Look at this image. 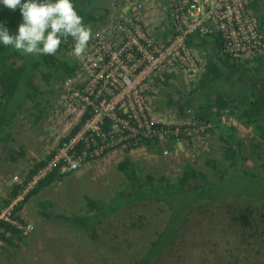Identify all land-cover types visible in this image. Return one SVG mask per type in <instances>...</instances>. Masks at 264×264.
<instances>
[{"label":"rangeland","instance_id":"1","mask_svg":"<svg viewBox=\"0 0 264 264\" xmlns=\"http://www.w3.org/2000/svg\"><path fill=\"white\" fill-rule=\"evenodd\" d=\"M101 1L106 19L102 24L90 27L92 39L101 26L106 25L104 23L110 13L104 6L108 0ZM152 18V22H156L159 17L155 19L152 14ZM150 33L158 35L156 31ZM73 42L65 52L75 56ZM35 83L41 91L46 92L38 95L41 103L37 114L27 106L21 109L8 127L13 143L22 146L23 155L10 159L0 143V198L3 199L8 197L12 183H21L25 178L34 160L43 159L54 150V158L61 157L64 152L67 155L71 153L62 144L72 122L71 114L65 110L60 88L56 87L55 82L45 85L36 79ZM177 85L180 91L184 90ZM152 89L150 112L154 119H193L197 107L186 106L183 114L178 115L174 107L165 103L164 95L169 90L160 84ZM172 94L178 98L180 93L173 91ZM244 126L245 129L239 131L245 156L242 168L247 173H258L264 177V136L256 135L253 125ZM223 142L220 136L210 132L206 140L207 148L199 151L193 160H187L197 180L213 178L205 166L209 158L216 160L217 165L225 170L226 178L232 177L234 168L221 157ZM170 144L168 149H176L177 154L173 152L172 155L154 158L149 154L131 155L112 147L109 155L90 160L74 170L65 168L61 171L64 175L56 177L23 204L18 215L24 223L13 220L21 229L22 237L5 233L8 241L0 240V264H131L163 225L166 219L163 204L136 201L126 205L97 225L94 235L65 216L74 215L77 218L86 213L85 195L106 201L114 191L124 187L126 178L115 167L124 155L130 156L136 163L141 181L146 175L156 179L162 174L175 179L186 162L184 153L187 145L183 139ZM40 173L34 176L26 189L43 175ZM255 181L243 178L231 188L261 193L260 182ZM44 207L48 215H45ZM148 264H264V206L257 200L247 198L192 204L185 211L173 238Z\"/></svg>","mask_w":264,"mask_h":264},{"label":"trees","instance_id":"2","mask_svg":"<svg viewBox=\"0 0 264 264\" xmlns=\"http://www.w3.org/2000/svg\"><path fill=\"white\" fill-rule=\"evenodd\" d=\"M72 2L87 27L90 28L105 21L106 11L101 0H72ZM249 4L256 11L260 26L264 28V0H250ZM91 9L94 13L90 11ZM22 22L19 8L13 11L0 3V24L15 34L18 25ZM167 31L171 32V29L167 28ZM72 40L69 37L62 43L55 55L39 56L25 55L11 46L5 47L0 43V143L10 159L13 160L24 153L22 146H16L13 143L8 129L10 123L21 109L27 106L33 108L37 114L41 103L38 95L46 93L39 89L38 84L35 83L36 79L45 85H50L52 82L60 84L74 73L77 62L65 52ZM185 42L204 52L205 68L199 81L189 91H180L175 76L172 73L165 74L162 83L169 90L164 95L165 103L167 106L174 107L178 115L183 114L186 106L197 107L194 116L200 121L212 124L209 131L223 139L221 157L234 168V173L232 177L226 178L225 170L217 165L216 160L209 158L205 165L213 177L209 180H197L193 176L191 163L186 161L182 164L179 175L173 180L162 174L156 179L146 175L141 181L136 163L127 155L117 161L115 164L117 171L126 178L124 187L114 191L106 201L85 195L86 213L77 218L74 215H67L65 218L76 221L94 235L97 225L126 205L136 201H157L163 204L166 211L163 225L155 232L154 238L150 240L140 256L131 264H148L152 258L156 257L173 238L185 211L192 204L247 198L257 200L264 206V177L258 173H247L242 168L245 160L242 138L236 127L226 126L220 122L219 118L220 110L226 108L229 115L244 124L253 125L256 135L264 136V54L245 61L222 57L219 54L221 42L217 35H200L192 32L186 36ZM173 91L180 93L178 98L173 96ZM89 115V111H85L62 140L67 141L72 137ZM103 128L106 126L104 125ZM169 138L161 142L156 137H139V142L149 152H161L163 147H170L172 138ZM81 147L80 142L75 145L78 150ZM251 147L254 148L255 145L252 144ZM54 154L55 150L43 159L34 160L21 183L11 184L8 197L0 198V212L13 199L21 195V199H16L12 203L10 217L12 220L24 223L18 215L23 204L51 184L56 177L65 174L60 171V166L63 164V160L60 159L26 189L27 184L48 165ZM243 178L247 181H259L261 193L231 188V185L235 186ZM43 211L45 215H48L46 207ZM0 229V240L8 241L5 237L6 232L18 238L22 237L21 229L13 222L0 219Z\"/></svg>","mask_w":264,"mask_h":264},{"label":"built area","instance_id":"3","mask_svg":"<svg viewBox=\"0 0 264 264\" xmlns=\"http://www.w3.org/2000/svg\"><path fill=\"white\" fill-rule=\"evenodd\" d=\"M249 2L108 0L104 5L110 10L106 25L90 40L81 57L67 54L76 60V69L56 84L63 95L65 110L71 114V128L85 111L90 115L72 137L62 142L71 153L53 157L39 173L44 174L60 159L63 160L60 171L77 169L90 160L109 155L112 147L154 158L177 154L170 147L149 152L139 137H156L161 142L169 137L172 142L185 140L186 161L203 152L212 124L195 116L191 121L154 119L150 93L156 84L164 86L162 81L167 73H172L185 91L199 81L206 59L202 50L186 44L185 38L192 32L217 35L222 57L245 61L262 56L264 28ZM152 14L155 19L159 17L158 21L152 22ZM149 30L158 35H151ZM220 112L221 123L236 127L238 134L245 129L244 123L229 115L226 108ZM79 142L82 147L78 150L75 145ZM16 199L1 210L0 219L13 222L10 209Z\"/></svg>","mask_w":264,"mask_h":264},{"label":"clouds","instance_id":"4","mask_svg":"<svg viewBox=\"0 0 264 264\" xmlns=\"http://www.w3.org/2000/svg\"><path fill=\"white\" fill-rule=\"evenodd\" d=\"M6 8H19L22 23L15 34L0 24V43L25 55H55L69 37L74 40L73 54L79 58L93 38L72 0H0Z\"/></svg>","mask_w":264,"mask_h":264},{"label":"flooded vegetation","instance_id":"5","mask_svg":"<svg viewBox=\"0 0 264 264\" xmlns=\"http://www.w3.org/2000/svg\"><path fill=\"white\" fill-rule=\"evenodd\" d=\"M90 11L94 13V10L93 9H91ZM94 15H96V14H94Z\"/></svg>","mask_w":264,"mask_h":264}]
</instances>
